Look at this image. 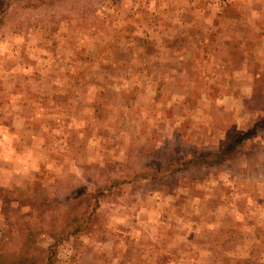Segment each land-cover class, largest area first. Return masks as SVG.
<instances>
[{
  "label": "rangeland",
  "instance_id": "obj_1",
  "mask_svg": "<svg viewBox=\"0 0 264 264\" xmlns=\"http://www.w3.org/2000/svg\"><path fill=\"white\" fill-rule=\"evenodd\" d=\"M0 253L264 264V0H0Z\"/></svg>",
  "mask_w": 264,
  "mask_h": 264
},
{
  "label": "trees",
  "instance_id": "obj_2",
  "mask_svg": "<svg viewBox=\"0 0 264 264\" xmlns=\"http://www.w3.org/2000/svg\"><path fill=\"white\" fill-rule=\"evenodd\" d=\"M256 124H258V123H256ZM2 253H0V263H1V261H2ZM16 263L18 264V262L16 261Z\"/></svg>",
  "mask_w": 264,
  "mask_h": 264
}]
</instances>
